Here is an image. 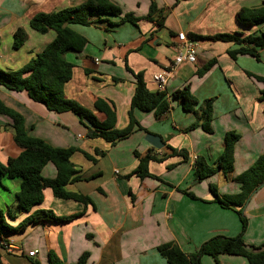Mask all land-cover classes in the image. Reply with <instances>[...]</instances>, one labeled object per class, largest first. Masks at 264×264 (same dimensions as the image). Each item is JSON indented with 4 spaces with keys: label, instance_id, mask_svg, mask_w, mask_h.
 I'll return each mask as SVG.
<instances>
[{
    "label": "crops",
    "instance_id": "obj_1",
    "mask_svg": "<svg viewBox=\"0 0 264 264\" xmlns=\"http://www.w3.org/2000/svg\"><path fill=\"white\" fill-rule=\"evenodd\" d=\"M83 0H0V68L17 70L49 43L55 32L30 28V18L38 12H51L78 5ZM121 13L137 17L135 24L119 22V16L93 15L87 25L71 24L72 30L86 39L81 51H69L65 59L73 64L63 93L79 105L93 111L98 120L104 114L94 109L97 98L109 103L115 112L114 127L122 129L128 122V109L135 88L133 72H142L146 87L155 91L152 74L167 66L174 53L176 34L185 32L211 35L238 32L241 35L264 32V21L242 26L236 21L240 8L261 6L264 0H110ZM164 14L163 25L146 19L149 5ZM264 5V4H263ZM24 28L26 38L19 48L12 47V34ZM195 63L176 67L168 79L165 94L169 102L166 113L155 117L152 111L133 109L139 127L114 143L101 137L88 138L92 127L71 111L55 112L32 101L24 91H12L0 85V100L24 118L28 134L54 147H75L94 158L87 159L75 151L70 161L78 180L65 190L86 195L91 203L60 199L49 187L42 190L43 199L29 211L13 208L20 178L0 177V209H11L5 221L15 226L36 210H51L57 216L73 215L60 222L40 221L22 232L3 234V264H49L48 252L65 263H73L87 252L84 264H168L157 246L172 242L184 252H194L214 235L235 236L240 230L236 212L213 201L208 185L214 184L220 194L239 191L234 177L244 171L264 151V46L258 58L239 52L233 41H197ZM233 51L232 58L228 51ZM211 66L200 75L197 70L206 62ZM251 75H248V74ZM188 85L198 111L206 99H212L211 132L200 125L187 129L196 114L184 112L173 93ZM227 131L239 135L232 149L233 170H220L194 181L192 162L201 156L212 164L223 148ZM184 149L188 158L171 155L172 149ZM13 139L10 119L0 115V162L21 152ZM95 150L102 151L98 155ZM148 152L162 161H150L148 171L156 176L140 178L129 175L137 165L134 153ZM117 170V173L115 172ZM56 168L47 162L43 177L52 178ZM187 192L194 195L190 197ZM247 226L242 233L247 245L264 244V184L256 189L243 206ZM11 246V251L6 250ZM34 251L33 255H28ZM200 264H248L246 258L231 254L209 255Z\"/></svg>",
    "mask_w": 264,
    "mask_h": 264
},
{
    "label": "trees",
    "instance_id": "obj_2",
    "mask_svg": "<svg viewBox=\"0 0 264 264\" xmlns=\"http://www.w3.org/2000/svg\"><path fill=\"white\" fill-rule=\"evenodd\" d=\"M264 4V2H263ZM255 8H240L236 12V21L242 26H251L264 21V5ZM96 15L119 16V22H131L138 20L131 13H121V9L110 0H83L80 4L64 7L51 12H38L29 20L30 28L45 33L53 30L55 35L45 47L36 53L25 65L17 70L0 69V85L12 91H24L27 96L35 102L43 104L46 109L63 112L71 111L79 119L87 120L92 127L88 128L87 137H101L105 141L114 143L115 141L129 135L138 125L133 116V109L142 111H152L155 117L166 113L169 109V102L163 91H150L146 87L143 73L133 72L126 66L134 79L135 88L130 100L128 109V122L122 129L114 127L115 112L112 106L105 100L97 98L94 101V109L104 114L103 120H98L92 110L85 108L75 101L65 97L63 93L64 84L70 79L73 64L65 59V54L69 51H81L86 43V39L71 29V24L87 25L90 17ZM146 19L152 21L156 26L163 25L164 14L156 8L154 2L149 5ZM188 37L197 41L207 38L213 41H233L240 45L241 54H249L258 58V49L264 46V32L241 35L238 32H220L211 35H199L189 33ZM26 38L24 28L18 27L12 34V47L19 48ZM230 57L234 58L233 51H228ZM213 63V60L206 62L197 74L205 72ZM248 74V73H247ZM251 75V74H248ZM257 80L264 81L262 77L255 76ZM173 95L179 99L184 112L196 114V121L191 123L187 129L200 125L206 132H211L210 121L212 118V99L203 101L202 107L196 111L193 106L197 102L196 98L190 93L188 85L183 89L175 91ZM261 97L264 98V88L260 90ZM264 114V111H263ZM0 115L10 119V126L13 132L14 142L22 148L21 152L8 158L5 164L0 162V177L20 178V184L15 193L16 211H29L31 207L38 204L43 199L42 190L49 187L52 195L60 199H72L83 204L91 203L88 196L72 193L65 190V185L78 180L76 169L70 161L73 152H81L87 159L94 160L92 156L75 147H54L42 139L32 137L28 134L24 118L14 109L6 106L0 100ZM239 135L234 131H227L223 136V148L212 164H208L201 156H196L192 162L194 181L199 182L216 171L220 170L223 174L232 172V149ZM95 152L103 155L102 151ZM171 155L188 158L187 151L175 149ZM137 157V165L129 175L155 177L148 171L150 161H162L164 157H158L154 153L148 152L145 155L134 153ZM51 162L56 168V174L52 178L41 175L42 167ZM239 184V191L230 194H220L214 184L208 185V190L213 201L221 207L230 208L238 215L241 230L235 236L214 235L202 242L199 247L191 253L184 252L180 247L172 242H166L157 246V250L168 264H200L203 255H209L214 259L219 254H231L246 258L248 264H264V244L259 246L247 245L242 238V233L247 226V218L243 212V206L250 197L251 193L264 184V151L241 173L234 177ZM187 194L194 198L190 192ZM4 214L10 217L11 209L5 211L0 209V249L3 248L1 236L22 232L30 224L40 221L60 222L71 219L73 215L57 216L51 210H36L29 214L15 226L8 224L4 219ZM87 252H83L73 263H65L59 260L52 252H48L49 264H84L87 259ZM0 264L1 250H0ZM33 264H39L34 261Z\"/></svg>",
    "mask_w": 264,
    "mask_h": 264
},
{
    "label": "built area",
    "instance_id": "obj_3",
    "mask_svg": "<svg viewBox=\"0 0 264 264\" xmlns=\"http://www.w3.org/2000/svg\"><path fill=\"white\" fill-rule=\"evenodd\" d=\"M197 59V42L189 38L185 32L181 31L176 34L174 43V53L170 63L155 71L151 79L156 86V90L165 91L168 79L172 76L176 67L183 63H195ZM117 173V170H115ZM6 250L11 251V246L6 245ZM34 251H29L28 255H33Z\"/></svg>",
    "mask_w": 264,
    "mask_h": 264
},
{
    "label": "water",
    "instance_id": "obj_4",
    "mask_svg": "<svg viewBox=\"0 0 264 264\" xmlns=\"http://www.w3.org/2000/svg\"><path fill=\"white\" fill-rule=\"evenodd\" d=\"M252 193H253V192H252ZM252 193H251V194H252ZM248 199H249V197H248ZM248 199L246 200V202L248 201ZM246 202H245V204H246ZM245 204H244V205H245Z\"/></svg>",
    "mask_w": 264,
    "mask_h": 264
},
{
    "label": "rangeland",
    "instance_id": "obj_5",
    "mask_svg": "<svg viewBox=\"0 0 264 264\" xmlns=\"http://www.w3.org/2000/svg\"><path fill=\"white\" fill-rule=\"evenodd\" d=\"M0 69H2V68H0Z\"/></svg>",
    "mask_w": 264,
    "mask_h": 264
}]
</instances>
